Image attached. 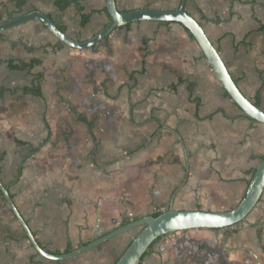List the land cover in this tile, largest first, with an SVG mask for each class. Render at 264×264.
<instances>
[{"label":"crops","instance_id":"1","mask_svg":"<svg viewBox=\"0 0 264 264\" xmlns=\"http://www.w3.org/2000/svg\"><path fill=\"white\" fill-rule=\"evenodd\" d=\"M26 1L17 16L40 10L76 40L111 19L106 0H80L82 11ZM116 1L127 11L182 0ZM186 9L264 109V0H187ZM15 11V1L0 0V23ZM33 58L42 63L31 70L8 65ZM38 73L42 97L26 91ZM263 158L264 124L234 103L179 23H131L87 50L58 45L38 21L0 31V181L49 253L170 207L232 209ZM88 252L41 257L0 196V264H94L100 255ZM142 264H264V193L244 221L163 236Z\"/></svg>","mask_w":264,"mask_h":264},{"label":"water","instance_id":"2","mask_svg":"<svg viewBox=\"0 0 264 264\" xmlns=\"http://www.w3.org/2000/svg\"><path fill=\"white\" fill-rule=\"evenodd\" d=\"M186 2L187 0H182L180 6L173 10L139 8L123 11L118 8L116 0H106L107 9L111 19L104 28L87 40H76L72 38L66 32L61 30L52 18L40 10H33L1 22L0 31H6L30 21H38L65 46L75 50H87L101 43L115 29L127 26L131 23L142 21L179 23L185 29L190 31L215 76L234 103L247 116L264 124V109L255 105L254 102L241 91L218 49L207 35L201 23L186 9ZM0 192L24 230L33 250L41 257L54 261L71 259L92 249L98 248L102 244L121 234L143 227V229L133 238L132 242L121 255L119 260L114 263L141 264L144 255L150 247L163 236L192 229H222L244 221L255 209L264 193V158L257 166L256 172L248 185L245 196L232 209L226 211H205L176 210L173 207H170L157 217L149 215L132 220L125 225L118 226L116 229L98 237L90 243L62 254L49 253L39 244L28 222L16 206L9 189L1 181Z\"/></svg>","mask_w":264,"mask_h":264},{"label":"trees","instance_id":"3","mask_svg":"<svg viewBox=\"0 0 264 264\" xmlns=\"http://www.w3.org/2000/svg\"><path fill=\"white\" fill-rule=\"evenodd\" d=\"M10 1H15L16 3V6L18 8V11H15V12H11L10 15H9V18H12L14 16H17V14H21L22 10H23V7L25 6V4L27 3L26 0H10ZM72 2H75L77 3V6H78V9L82 11V7L80 6V0H55V4L60 8V9H65L67 6H69ZM90 20V15L88 14H82V25H85L86 23H88V21ZM0 21H1V18H0ZM130 25V24H129ZM61 30H63L65 32V29L63 27H60L58 26ZM186 31L189 33L190 37L192 39H194L192 37V34L190 33L189 30L186 29ZM58 45H63L60 41H58ZM96 47V46H94ZM92 47V48H94ZM45 52L48 51L47 48L44 49ZM42 62L40 59L38 58H33V59H30V60H22L20 61L19 63L15 64L14 61L10 60L8 65L10 67V69H18V70H24V69H28V70H31L33 69L34 67L40 65ZM44 78V75L43 73H38L34 76V83H33V86L30 88V89H27L26 91L29 92V93H32V94H35L37 95L38 97H42V86H41V83H42V80ZM255 105L261 107V95H260V91H258L257 95H256V98L255 100L253 101ZM83 119V118H82ZM84 120V119H83ZM256 172V169L253 171V174H252V177L254 176ZM252 179V178H251ZM251 182V180L249 181V183ZM0 196L2 197V193L0 192ZM163 211H157V212H154L152 215L157 217L159 216ZM131 220L129 219H126L122 222V225H125L127 223H129ZM162 238V237H161ZM160 238V239H161ZM158 239V240H160ZM158 240L150 247V249L147 251V253L144 255L143 257V260L144 258L147 256V254L150 252V250L153 248V246L158 242ZM132 241H130L131 243ZM130 243L126 246L125 250L127 249V247L130 245ZM71 249V248H70ZM69 249V250H70ZM124 250V251H125ZM124 253V252H123ZM122 253V254H123ZM121 254V255H122ZM121 255L115 260V262H117L119 260V258L121 257ZM114 262V263H115ZM143 262V261H142ZM113 263V264H114ZM142 264V263H141Z\"/></svg>","mask_w":264,"mask_h":264},{"label":"rangeland","instance_id":"4","mask_svg":"<svg viewBox=\"0 0 264 264\" xmlns=\"http://www.w3.org/2000/svg\"><path fill=\"white\" fill-rule=\"evenodd\" d=\"M143 229V227L136 228L124 234H121L113 239H111L107 244L99 247L98 249H93L89 254L99 253L100 258H93L94 264L100 261L103 264L105 259L107 262L105 264H113L116 258H118L125 250L126 246L133 240V238ZM96 261V262H95Z\"/></svg>","mask_w":264,"mask_h":264},{"label":"built area","instance_id":"5","mask_svg":"<svg viewBox=\"0 0 264 264\" xmlns=\"http://www.w3.org/2000/svg\"><path fill=\"white\" fill-rule=\"evenodd\" d=\"M131 215H132V214H131ZM131 215H130V216H131Z\"/></svg>","mask_w":264,"mask_h":264}]
</instances>
